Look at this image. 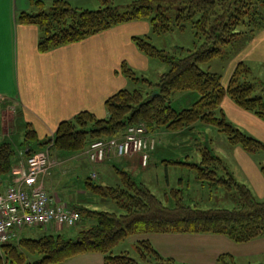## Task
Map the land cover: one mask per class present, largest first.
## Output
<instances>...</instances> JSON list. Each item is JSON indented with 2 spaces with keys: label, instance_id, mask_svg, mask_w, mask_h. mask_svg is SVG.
Here are the masks:
<instances>
[{
  "label": "trees",
  "instance_id": "1",
  "mask_svg": "<svg viewBox=\"0 0 264 264\" xmlns=\"http://www.w3.org/2000/svg\"><path fill=\"white\" fill-rule=\"evenodd\" d=\"M101 1L104 5L99 9H79L67 0H31V10L20 12L17 21L40 29L38 50L41 53L84 41L124 23L148 19L153 13L156 14L150 21L154 33L169 32L175 27L184 29L186 22L191 23L200 45L189 55L177 58L149 42V35L134 36L133 41L140 51L153 60L167 63L168 71L154 83L140 77L124 62L122 74L132 82L143 81L151 90L120 89L106 100L107 117L86 110L62 121L47 142L50 149L84 154L94 141L125 139L130 127L142 124L147 129V137L156 138L161 130L181 132L198 122L218 128L232 144L249 153L264 149V142L229 123L222 108L224 100L230 98L240 108L264 121V98L253 95L255 88L248 78L251 68L240 61L228 85L223 84L221 75L201 68V64L221 54V46L233 43L240 36L251 41L264 30V0H135L125 11L112 0ZM173 8L177 10L174 19L167 16ZM188 91L197 92L199 99L189 108L175 109L171 103L173 96ZM24 144L44 145L31 125ZM156 147L157 144L150 152ZM17 149L11 142L0 143V178L11 174ZM36 152L30 150L28 156ZM136 155L141 165L140 156ZM164 163L190 166L197 170L202 182L228 191L236 190L240 206L236 209H200L178 202L176 206L168 207L132 172L117 165L120 180L117 185L104 186L98 183V177L90 176L85 180L86 190L98 197L111 198L124 213L80 208L82 218L93 219L94 226L82 229L75 237H66L62 233L39 238L21 236L0 249V264H62L88 253L104 255V264H190L162 255L148 240L137 243L141 259L131 257L128 251H119V247L133 235L154 233L215 234L236 243L264 237V201L258 200L246 184L228 171L220 156L208 150L200 164L176 160H164ZM262 171L264 173V167ZM179 191L173 193L179 196ZM218 262L236 264L230 254L220 256Z\"/></svg>",
  "mask_w": 264,
  "mask_h": 264
},
{
  "label": "crops",
  "instance_id": "2",
  "mask_svg": "<svg viewBox=\"0 0 264 264\" xmlns=\"http://www.w3.org/2000/svg\"><path fill=\"white\" fill-rule=\"evenodd\" d=\"M67 1L73 5L90 0ZM31 7V0H0V143L11 142L18 148L11 174L0 178L1 191L13 184L17 170L22 164L25 165L30 150L44 151L41 146L24 144L29 125L36 127L39 140L45 142L41 139L42 135H50L52 139L62 121L70 120L82 111L88 110L99 117H107L106 100L130 84V80L121 72V65L127 62L138 73L151 63L133 41L134 36L144 34L135 29L136 24L144 23L143 20L124 23L84 41L41 53L38 50L40 29L33 25H21L17 21L18 14L30 11ZM145 27L147 29L143 32L151 29V25L146 24ZM260 41L264 42V30L251 40L244 60L254 57L255 53L251 49ZM257 49L262 50L260 47ZM222 108L227 116L233 118L237 128L264 142L263 120L240 108L230 98L224 100ZM232 151L235 160H224L228 171L253 192V186L264 192V160L256 161L253 158L255 154L241 146H236ZM55 155L63 157V160L57 163L53 157V162L50 161V174L44 178L45 189L56 201L66 203L77 211L76 207L70 206L71 201L62 197L60 188L67 194L76 191L86 195L78 196L77 202L88 206L84 208L97 210L90 207L95 204L92 198L94 194H86L88 191L84 181L88 177L96 172L97 180L104 183L102 185L109 186L114 182L117 185V177L112 180L104 175L109 171L117 173V165L133 175L134 171L143 169L137 155L125 158L113 155L99 164H93L84 154L57 152ZM238 161L247 163L246 174L252 183L241 177L237 169ZM167 178H170L169 175ZM181 183H184L183 179ZM94 225L93 219L83 217L76 227L86 229ZM21 236L22 233L18 238ZM141 240H148L162 255L180 263L220 264V256L230 254L236 264H256L264 257V237L236 243L226 236L215 234L154 233L133 235L126 243L137 244ZM119 251L127 250L122 246ZM240 259L242 263H238ZM104 260L102 254L88 253L62 264H104Z\"/></svg>",
  "mask_w": 264,
  "mask_h": 264
},
{
  "label": "rangeland",
  "instance_id": "3",
  "mask_svg": "<svg viewBox=\"0 0 264 264\" xmlns=\"http://www.w3.org/2000/svg\"><path fill=\"white\" fill-rule=\"evenodd\" d=\"M114 5L122 9L123 11L129 8V5L135 0H112ZM104 3L101 0H90L83 2H75L73 6L79 9H99ZM156 13H153L151 17H154ZM177 15L176 8L171 9L167 12V16L174 19ZM150 17V18H151ZM150 18L144 19V23H139L135 25V29L141 31L140 37H147L149 35V42H151L158 49L164 50L170 56H176L177 58H183L195 51L200 45V41L195 36V30L191 23L186 22V27L184 29L175 27L173 30L165 33H154L152 31V25ZM146 24L151 25V29L148 32H143L147 29ZM251 41L248 37L240 36L236 41L228 45L221 46V54L217 57L211 59L210 61L201 64V68L204 70H210L216 74L222 76V81L224 85H228L231 76L238 65V62L242 60L250 68L251 73L248 78L254 85V96L258 95L264 98V45L263 41H260L253 47L252 51L254 54L253 58L244 60V53L251 46ZM257 47L262 48V50L257 49ZM151 61L148 68H144L142 71H138L140 77L149 79L150 81L157 83L161 75L168 71L169 66L167 63H163L159 60ZM129 89H139L150 91L143 81L132 82L130 81ZM200 95L197 92H178L173 96L172 106L177 110H183L191 107L198 99ZM224 110V109H223ZM226 114V113H225ZM227 121L237 127L231 116H227ZM35 129L34 127H32ZM26 129V127H25ZM28 130V128H27ZM1 136V135H0ZM44 137V135H42ZM25 137V136H24ZM21 138V140L24 139ZM41 138L44 143L42 149L48 150L50 154V161L53 162V157L56 158V162L62 161L63 157L55 155L58 151L54 148L50 149V145L47 143L51 140V136H45ZM155 141L157 140V151H154L153 158L149 162L148 166L140 165L143 169H138L134 171V177L141 183L146 184L163 202L164 205L168 207H174L178 202L184 205L196 206L200 209H236L240 206L239 196L236 190L228 191L223 187H213L209 182H202L198 178V172L196 169L178 164L166 165L164 160H176L181 162H186L190 164H200L203 160L204 152L211 150L215 155L223 157V160L231 162L235 160V154L232 151L236 146L232 144L227 135L221 132L218 128L207 125L201 122L196 123V125L190 129L181 132H169L166 130H161L156 134V138L151 137ZM156 146V145H155ZM263 151V152H262ZM261 152V153H260ZM60 154V153H59ZM253 157L256 161L264 160V149L254 153ZM238 160V158H236ZM236 160V161H237ZM23 165V164H22ZM237 169L243 179L250 181L252 180L247 176V163H242L238 161ZM50 173H48L49 175ZM104 175L109 179L114 180L117 177L119 180V175L113 172H106ZM169 175L170 178H167ZM184 183H181V180ZM44 182V181H43ZM85 182V181H84ZM104 184L103 181H98V183ZM114 182L110 185H116ZM49 183L47 182V185ZM253 185V184H252ZM86 187V183H85ZM254 195L258 200L264 201V192L258 190L253 186ZM60 193L62 197L71 201V207H76L80 209L85 204H80L77 202L79 192L73 191L71 194L64 192V189L60 188ZM180 190L178 192L179 196H176L173 191ZM88 196L93 195L90 191L86 192ZM71 195V198L69 197ZM95 200V204L90 207L97 209L99 211H110L115 213H124L117 204L109 197L92 196ZM82 226L73 228L61 227V226H46V227H26L23 232V237L39 238L47 234H58L62 233L66 237H75L81 231ZM125 241L119 247L121 250L122 246L125 248L129 255L135 259H141V254L137 248V244L133 242L126 243ZM32 258V257H31ZM242 259L238 263H242ZM261 262H264V257L261 258ZM147 264V263H143Z\"/></svg>",
  "mask_w": 264,
  "mask_h": 264
},
{
  "label": "built area",
  "instance_id": "4",
  "mask_svg": "<svg viewBox=\"0 0 264 264\" xmlns=\"http://www.w3.org/2000/svg\"><path fill=\"white\" fill-rule=\"evenodd\" d=\"M144 125L130 127L123 140H97L90 144L84 155L92 163H101L115 155L128 157L138 154L145 167L150 160L156 141L147 137ZM50 155L35 153L20 166L14 183L0 191V249L15 240L28 226H61L73 228L82 219L81 213L66 203L56 201L45 189L44 178L49 173ZM93 178L97 173L92 174Z\"/></svg>",
  "mask_w": 264,
  "mask_h": 264
}]
</instances>
